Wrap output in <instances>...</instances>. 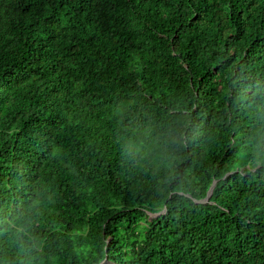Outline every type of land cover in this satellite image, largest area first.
<instances>
[{"label":"trees","instance_id":"16d2710c","mask_svg":"<svg viewBox=\"0 0 264 264\" xmlns=\"http://www.w3.org/2000/svg\"><path fill=\"white\" fill-rule=\"evenodd\" d=\"M0 264H264V0H0Z\"/></svg>","mask_w":264,"mask_h":264},{"label":"clouds","instance_id":"9594fccd","mask_svg":"<svg viewBox=\"0 0 264 264\" xmlns=\"http://www.w3.org/2000/svg\"><path fill=\"white\" fill-rule=\"evenodd\" d=\"M143 133H140L136 130H132L128 143L126 144V150L130 155H139L144 151L145 141L143 139ZM159 163L164 167H171L174 163V158L172 157H161ZM21 216H23V212H21ZM26 235V229L21 230V239Z\"/></svg>","mask_w":264,"mask_h":264},{"label":"water","instance_id":"95a60500","mask_svg":"<svg viewBox=\"0 0 264 264\" xmlns=\"http://www.w3.org/2000/svg\"><path fill=\"white\" fill-rule=\"evenodd\" d=\"M216 183H217V182H215L214 185H213V187L211 188V191H210V193H209L207 199L210 198V197L212 196V194H213V190H214V187H215V184H216ZM207 199L204 200V201H207Z\"/></svg>","mask_w":264,"mask_h":264}]
</instances>
